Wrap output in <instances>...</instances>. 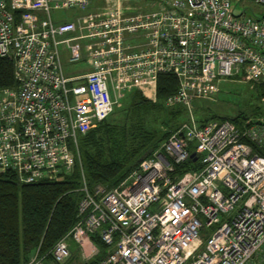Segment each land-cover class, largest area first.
Instances as JSON below:
<instances>
[{
  "label": "built area",
  "instance_id": "2783aa9c",
  "mask_svg": "<svg viewBox=\"0 0 264 264\" xmlns=\"http://www.w3.org/2000/svg\"><path fill=\"white\" fill-rule=\"evenodd\" d=\"M232 1L0 0V56L15 79L0 87V174L33 182L71 170L79 137L160 72L178 79L167 103L188 109L223 78L264 83V16L235 14ZM63 58L89 66L66 73ZM189 158L198 167L177 171ZM80 190L77 221L48 251L57 263L71 240L93 257L97 234L107 252L95 264H260L264 116L190 118L116 185L90 189L82 172Z\"/></svg>",
  "mask_w": 264,
  "mask_h": 264
},
{
  "label": "trees",
  "instance_id": "16d2710c",
  "mask_svg": "<svg viewBox=\"0 0 264 264\" xmlns=\"http://www.w3.org/2000/svg\"><path fill=\"white\" fill-rule=\"evenodd\" d=\"M14 82L13 61L0 56V87ZM256 85L262 87L264 94V83ZM177 86L178 79L173 73L160 72L151 98L141 87L127 89L124 92L126 105L113 108L79 137L80 162L76 161L71 170L61 171L58 178L24 182L11 170L0 174V264H25L36 252L44 256V262L53 260L49 249L78 219V202L83 194L80 190L82 172L90 189L98 184L112 187L149 156L181 124L176 126L173 117L184 106L178 103L169 108L165 102ZM142 111L146 114L141 115L159 112L160 127L150 128L148 121L144 128L140 123H133L129 116ZM223 117L227 116H211L198 122ZM227 118L239 124L249 116L239 112ZM254 120L250 118L251 122ZM136 128L143 129L136 134L132 131ZM196 167L197 162L189 158L177 165L176 170L181 172ZM93 238L99 251L81 264H95L106 255L107 245L97 234Z\"/></svg>",
  "mask_w": 264,
  "mask_h": 264
},
{
  "label": "rangeland",
  "instance_id": "374dc122",
  "mask_svg": "<svg viewBox=\"0 0 264 264\" xmlns=\"http://www.w3.org/2000/svg\"><path fill=\"white\" fill-rule=\"evenodd\" d=\"M244 8H245V12L247 13L264 12V4L255 3L251 0H238L236 11L242 10ZM77 11L82 14L86 12V9L77 10ZM64 13L66 15H69V11H65ZM56 14H61V12ZM88 66L89 65L86 61L79 60L75 62H69L65 58H63V67L66 73L75 74L77 72L85 70ZM218 85H219L218 89L212 98L211 97L195 98L190 109H188L186 106L183 105L184 109L178 111L176 116L173 117L174 120L173 123H175L177 126L183 121L189 120L190 118L199 121L201 119L211 116L233 117L239 112H243L244 114H247L251 119H256L259 116L264 115V94L262 93L263 89L261 86L252 84L251 82L244 80L243 77L238 75L223 78L220 81H218ZM142 87L141 89L144 91L147 97L151 98L154 95L155 84L151 83V85H149L148 87L147 86H142ZM130 93L131 91L129 92V94ZM125 98H126V94H123L119 98V101L116 103L114 109L124 107L127 102L124 101ZM165 102L166 105H168V107L170 105H176V104L167 103V99ZM158 113L159 112L152 111L148 115H141V114H146L142 111L141 113L136 114V116L132 115L129 117H132L131 120L133 121V123L135 124L140 123L142 125L140 127L144 128L146 126L144 124L148 121L147 126H149L150 128H159L160 123L158 120L159 119ZM143 128H136L135 130L132 129V131L135 132L136 134H139L141 132V129ZM128 141H130L129 137H128ZM75 261H76V257H71V259L66 260L63 264H74ZM262 261H264V259ZM45 264H59V263L51 259H46Z\"/></svg>",
  "mask_w": 264,
  "mask_h": 264
},
{
  "label": "crops",
  "instance_id": "0c3cea01",
  "mask_svg": "<svg viewBox=\"0 0 264 264\" xmlns=\"http://www.w3.org/2000/svg\"><path fill=\"white\" fill-rule=\"evenodd\" d=\"M69 243L71 248V255L68 259H71V257H76V261L74 262V264H81L84 261V258L81 255L79 246L72 240Z\"/></svg>",
  "mask_w": 264,
  "mask_h": 264
},
{
  "label": "water",
  "instance_id": "95a60500",
  "mask_svg": "<svg viewBox=\"0 0 264 264\" xmlns=\"http://www.w3.org/2000/svg\"><path fill=\"white\" fill-rule=\"evenodd\" d=\"M237 2H238V0H234V1H232V9H233V11H234V13L235 14H240L241 12H245V8L244 9H242V10H239V11H236V7H237ZM247 13V12H246ZM248 14H250V15H252V16H254V17H261V16H264V12H260V13H255V12H249ZM191 154H193V153H191Z\"/></svg>",
  "mask_w": 264,
  "mask_h": 264
}]
</instances>
